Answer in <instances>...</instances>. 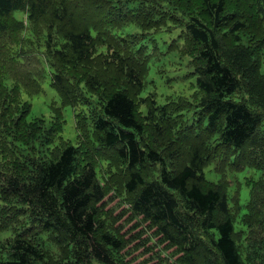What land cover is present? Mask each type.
Returning <instances> with one entry per match:
<instances>
[{"label": "trees", "instance_id": "trees-1", "mask_svg": "<svg viewBox=\"0 0 264 264\" xmlns=\"http://www.w3.org/2000/svg\"><path fill=\"white\" fill-rule=\"evenodd\" d=\"M177 27L196 89L193 99L159 104L146 91L151 34ZM13 33L7 57L36 58L39 86L49 68L63 105L96 101L86 141L96 153L86 161L71 143L51 148L63 117L56 111L47 128L30 119L21 83L0 74V154L9 161L0 169V232H15L0 240V264H128L121 252L131 240L104 206L113 191L174 248L173 264H264V179H250L243 203L205 173L221 156L235 172L264 173V0H0V38ZM196 122L207 138L176 165L180 131L199 139Z\"/></svg>", "mask_w": 264, "mask_h": 264}, {"label": "rangeland", "instance_id": "rangeland-1", "mask_svg": "<svg viewBox=\"0 0 264 264\" xmlns=\"http://www.w3.org/2000/svg\"><path fill=\"white\" fill-rule=\"evenodd\" d=\"M15 15L22 22H26L27 20L25 19H28V14L23 11H16ZM17 19L12 17L9 20L11 24L15 25L18 23ZM181 31L182 29L177 27L172 30L163 29L151 34L157 44L150 43L152 45L150 49V71L147 75L146 91L149 95H151L150 91H153L159 104L165 103L169 98L177 99L180 96L193 99L197 77L195 75L191 76L193 69L190 65V56L182 54L183 43H177V41H182L179 39ZM17 35V33H13L11 36L4 34L0 38V42H2V44L0 43V74H5L6 80L11 81L12 83L10 82V84L12 85L17 82L21 83V100H28L32 103V112L28 116L30 119L42 117L44 119V126L47 128L51 125L54 115L57 114L55 113L56 111L63 117L61 119L63 126L51 143V148H54L56 145L62 148L64 145L71 143L72 145L78 146L82 154H87L85 156L86 161L89 160L90 155H93V150L96 153L94 145L86 142L88 140L87 131H89L88 136L90 137L93 136L94 132V129H92L94 127L92 125V114L94 111L97 113V109L94 107L96 101H93L89 105L92 109L82 104L76 107L63 105L59 93L51 84L52 74L49 72V68H46V72L42 74L43 76L40 79L39 86L32 79L33 74L30 71L31 69L36 70V67H38L36 58H27L24 62L18 63L7 57V52L9 50H15L18 45ZM151 39L149 37L150 41ZM6 61L10 62L8 63ZM32 89L37 92L30 93L29 90ZM2 98L4 96L0 94V101ZM78 113H84V118L87 121L85 122L87 130L83 128L82 124L84 120L79 117ZM189 115L191 116V114ZM179 123H182V118L179 119ZM195 125L201 131L199 139L197 138L198 135L194 134L193 129L188 126H185L180 131L175 147L180 151L179 154L181 155L178 154L176 165L182 164V159L185 156L182 153L185 152V148L195 144L198 140L207 138L208 133L203 130L201 123L196 122ZM164 130L165 135H167L163 137L168 138L170 136L168 127ZM149 139L152 140L153 138L150 136ZM171 151H168V153ZM174 156V154L170 155L171 158ZM7 159L8 157H4L3 153L0 154L1 170L4 169V164L9 162ZM226 164L223 156L220 158L217 157L206 167V177L211 182L224 179V182L229 184L227 186V193L230 197L233 200L239 199L238 197H240L243 203L247 202L252 193L251 186L248 182L252 178L255 180H259L260 177L264 179V173L248 167L235 172L233 170L235 167L231 165L226 167ZM97 168L99 171L101 165ZM104 206L107 211L113 212V215L118 218L115 224L116 227L120 228L121 233L128 240H131L130 245L121 252L124 254L125 261L128 264H161L162 262L173 264L172 261L178 258L179 255L175 254L173 251L174 248H167L166 243H160L158 237L154 234V229L147 222H142L141 217L132 218L131 212L128 211V205L123 203L120 197L115 195L114 191L105 197ZM11 235H15V232H0V240L5 241ZM42 236V239L45 241L44 246L51 252L57 254L58 247L51 240V237L48 234H42Z\"/></svg>", "mask_w": 264, "mask_h": 264}]
</instances>
